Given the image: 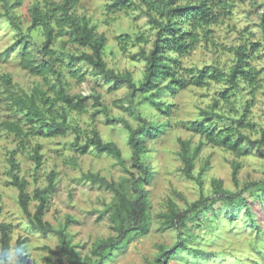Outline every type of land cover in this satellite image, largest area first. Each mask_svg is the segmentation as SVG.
<instances>
[{"label": "rangeland", "instance_id": "obj_1", "mask_svg": "<svg viewBox=\"0 0 264 264\" xmlns=\"http://www.w3.org/2000/svg\"><path fill=\"white\" fill-rule=\"evenodd\" d=\"M61 1L8 0L6 3L0 0V123L4 120L21 121L26 130L35 132L24 115L16 111L10 93L31 95L42 90L52 96L50 90L54 79L49 77L46 80L22 68L21 45L16 46L9 57L6 52L22 37L28 38L33 54L41 61L39 49L44 36L40 29L29 32L32 24L30 10L35 4L44 6ZM112 1L81 0L76 13L89 19L97 26V32L106 36L104 59L107 66L116 72H131L134 81L139 83L145 73V62L139 52L153 48L159 29L150 23L144 7L112 12L109 10ZM186 2L176 0L178 5ZM220 2L215 0L218 22L207 27L196 48L181 58L179 72L187 80H193L192 72L198 68L217 66L229 74L237 61V50L244 48L248 63L259 71L255 93L244 80L240 81L238 88H231L227 81L208 79L206 85L192 83L175 93L167 87V80H162L158 84V88H162L159 99L165 103V109L171 107V113L165 114L141 92L131 96L127 85L109 81L93 68L81 64L63 68L68 91L71 94L100 95L108 107V114L95 113L97 108L90 99L84 113H68L69 122L79 134L68 129L65 135L47 137L36 131L25 147L0 125V222L12 226L11 255L2 264H17L20 240L25 241V264H60L61 261L69 264L58 236L35 231L20 206L19 191L13 184L11 173L12 157L19 164L20 176L29 181L28 190L33 198L37 187L48 185V175L52 171L58 173L45 220L56 227L66 225L79 264H100L109 251L100 255L95 250L112 238H117L120 246L105 257L103 264H149L156 261L161 246L171 249L182 238L188 248L179 249L168 264H264V145L262 150L250 148L248 153L236 158L225 147L206 143L196 130V124L205 121L203 110L212 114L214 122L211 125L216 124L219 128L236 126L233 119L245 116L240 130L253 140L261 138L264 128V0ZM14 4L17 5L8 9ZM54 48L75 53L87 50L70 42L68 37L59 39ZM228 88L229 98L226 100L222 92ZM155 91L153 88L151 92ZM131 104L144 119L161 127L155 135L146 136L145 150L141 155V162L151 173L143 182L149 201V229L144 235H132L126 239L119 234L120 222L113 217L117 194L93 184L85 174L90 172L106 177L116 182L120 190L134 194L132 174L140 176L141 169L133 160L129 144L131 132L126 124L136 129L140 120L128 111ZM250 104L248 113L246 108ZM56 108L61 112L60 105ZM219 114L226 118L219 119ZM208 123L210 121H206ZM95 130L105 142L119 146L125 165L112 155L98 153L93 147L87 152L81 149ZM182 141L189 142L192 152L205 142L195 158L193 178L184 172L185 164L180 156ZM36 144L42 145L43 163L39 168L32 158ZM234 163L241 165L238 183L233 179ZM219 190L246 198L250 209L242 201L233 206L225 204L219 200ZM202 197L215 204L189 222L186 229L177 230L163 223V214L168 211L170 201L185 210ZM37 204L34 198L30 203L31 213L35 212ZM190 248L198 250L197 255Z\"/></svg>", "mask_w": 264, "mask_h": 264}, {"label": "trees", "instance_id": "obj_2", "mask_svg": "<svg viewBox=\"0 0 264 264\" xmlns=\"http://www.w3.org/2000/svg\"><path fill=\"white\" fill-rule=\"evenodd\" d=\"M4 1L8 3V0ZM80 1L62 0L57 4L47 3L44 6L35 4L31 8L32 24L29 27V32L34 29H40L44 36L42 47L39 49L42 57L41 61L38 59V56L33 54L28 38L22 37L6 52L7 57H9L15 50V47L21 45L20 65L22 68L34 75L43 76L46 80L49 77H53L54 79L50 90L52 96L44 93L42 90H36L31 95L16 92L10 93V100L16 111L24 115L26 121L31 124L33 131H38L37 133L47 137L65 135L68 129H72L79 134L78 129L73 127L69 122L68 113H84L87 110L90 99H93V106L97 108L95 113L108 114V107L103 103L100 95L92 94L87 96L84 94H71L68 91L63 68H70L81 64L93 68L97 74L106 77L109 81L127 85L131 90V96H134L137 92H141L144 94V98L165 114L171 113V107L169 105L165 109V103L159 99L162 88H158V84L162 80H167V87L174 93L178 89L187 88L192 83L198 86L206 85L208 79L217 82L227 81L231 88H238L240 81L244 80L253 89V93L257 91L259 71L252 68L248 63V55L244 48L237 50V61L229 74L217 66H212L211 68L196 69L195 73L194 71L192 72L194 74L192 76L193 80H187L179 72V69H181V58L196 48L200 41L201 33L207 27L218 22L219 13L215 11V7L218 4L215 3V0H186V3L179 5L176 4V0L112 1L109 5V10L112 12L135 6L139 8L144 7L150 23L159 29L153 48L150 51L142 49L139 52L140 58L145 62L144 77L139 83L134 81L131 72H116L107 66L104 59L107 38L104 34L97 32V26L91 24L89 19L81 17L76 13V8L80 4ZM17 4L9 6L8 9ZM10 18L14 19L12 14H10ZM64 37H68L70 42L87 50L75 53L63 48L59 50L55 49L54 46L57 41ZM73 74L77 75L76 73ZM7 82L10 84L9 78ZM153 88H156L155 92H151ZM222 93L224 99L227 100L229 98V88ZM59 105L61 112L56 108ZM250 108L251 104L246 108L248 113L251 111ZM128 111L133 117L140 120V124L136 129L126 124L131 132L129 144L133 150V160L141 169L140 176L137 177L132 174L134 194L129 195L127 192L120 190L116 182L110 181L106 177L90 172L85 174V178L93 184L112 190L117 194L118 202L113 217L116 221L120 222L118 228L119 234L126 239L132 235H144L149 229V201L145 195L143 182L149 179L151 173L141 162V155L145 150L144 139L146 136L155 135L161 127L144 119L140 111L132 106V104L128 108ZM202 112L206 116L205 121L198 122L196 130L206 143L214 146H223L231 151L236 158H240L245 153H248L250 148L262 150V146L264 145V128L261 132V138L253 140L251 137L244 135L240 130L244 125L245 116L233 119L236 126L219 128L216 124L211 125L214 122L211 113L204 110ZM59 118H61V121H59ZM218 118L224 119L226 116L219 114ZM206 121H210V123L206 124ZM0 125L8 132L14 134L24 147L30 136L35 134V132L26 130L21 121L4 120ZM77 140H79V136ZM204 144L205 142H202L192 152L189 148V142L182 141L180 156L185 164L184 172L189 178L194 177L195 158ZM90 147H93L100 154L114 156L122 165H125L119 146L114 142H105L96 130L88 137L87 142L81 146V149L87 152ZM41 151L42 145L36 144L33 148L32 158L37 168L41 167L43 163ZM10 163L13 184L19 191V204L29 217L32 228L45 235L56 234L62 250L67 254L69 264H79L78 254L70 245L66 225L56 227L45 220L46 210L50 204V195L56 188L58 173L52 171L48 175V185L44 188L37 187L34 190V198L38 201V204L35 212L31 213L30 203L34 198L28 190L29 181L20 176L18 172L19 164L14 157L11 158ZM240 167V163L233 164V179L236 183H238ZM219 192V200H222L225 204L233 206L242 201L248 210L250 209L246 198L229 195L220 190ZM207 200L208 198L202 197L185 210H181L173 201H170L168 211L163 214V223L177 230L186 229L189 226V222L193 221L205 210L213 208L215 202L208 203ZM11 242L12 226L6 222H0V264L10 257ZM184 242L185 238H182L171 249L161 246L156 261L149 264H168L169 260L179 249L188 248ZM24 243L25 241L21 240L18 243L19 259L17 264H25L27 258L24 253ZM119 246L120 241L117 238H112L98 247L95 252L104 255L106 251H109L107 256H105L108 257L111 251L119 248ZM190 249L194 255H197L198 250ZM105 257H103L100 264L104 263ZM60 264H64V262L61 261Z\"/></svg>", "mask_w": 264, "mask_h": 264}]
</instances>
